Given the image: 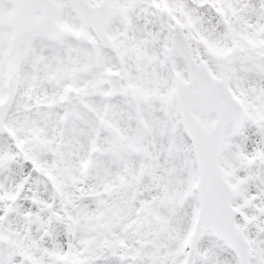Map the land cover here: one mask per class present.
I'll list each match as a JSON object with an SVG mask.
<instances>
[{
    "label": "snow or ice",
    "instance_id": "1",
    "mask_svg": "<svg viewBox=\"0 0 264 264\" xmlns=\"http://www.w3.org/2000/svg\"><path fill=\"white\" fill-rule=\"evenodd\" d=\"M0 264H264V0H0Z\"/></svg>",
    "mask_w": 264,
    "mask_h": 264
}]
</instances>
